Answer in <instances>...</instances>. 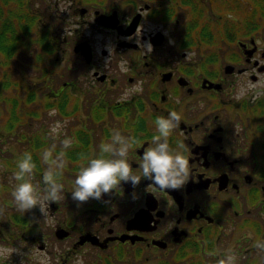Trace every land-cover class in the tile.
I'll return each mask as SVG.
<instances>
[{
	"label": "flooded vegetation",
	"instance_id": "flooded-vegetation-1",
	"mask_svg": "<svg viewBox=\"0 0 264 264\" xmlns=\"http://www.w3.org/2000/svg\"><path fill=\"white\" fill-rule=\"evenodd\" d=\"M4 5L30 11L31 43L28 51L12 54L6 68L11 79L0 82V244L22 245L25 264H37L27 256L32 247L46 249L52 264H73L78 255L84 264H177L179 252L190 257L212 241L222 252L250 253L247 262L264 264V254L253 248L256 240L264 241V98H233L238 75L257 68L264 73L252 60L258 50L264 55L256 43L264 42L263 35L242 39L244 33L225 32L222 40L217 30L235 48L222 66L210 53L215 35L202 29L209 18L218 19L201 0H0ZM201 14L205 20L195 21ZM65 28L74 35L65 37ZM137 39L151 44L150 55ZM121 59L129 72L119 71ZM137 82L143 93L119 102ZM53 108L57 115L49 117ZM173 110L182 120L170 143H186L192 168L182 189L164 193L142 180L135 188L122 183L102 200L79 206L72 200V181L87 162L81 154L98 152L115 129L139 139L129 152V163L138 169L156 116ZM56 120L68 121L64 132L74 142L60 181L65 199L49 205L53 226L39 208L18 213L10 193L16 161L25 151L37 165L33 183L43 188L41 156L53 142L48 132ZM64 138L55 141L57 151ZM21 259L13 254L0 264Z\"/></svg>",
	"mask_w": 264,
	"mask_h": 264
},
{
	"label": "clouds",
	"instance_id": "clouds-1",
	"mask_svg": "<svg viewBox=\"0 0 264 264\" xmlns=\"http://www.w3.org/2000/svg\"><path fill=\"white\" fill-rule=\"evenodd\" d=\"M64 32L65 37L74 35L66 28ZM137 43L145 55L152 53L153 48L150 43L140 45L139 39H137ZM256 43L258 49L264 48V42L258 40ZM111 50L112 48L109 47L106 69L111 63ZM190 55L191 53L188 52L187 58ZM252 60L254 63L264 66V55L259 50L252 57ZM118 67L121 73H127L130 70L128 61L124 59L119 61ZM253 75L256 76L255 82L251 78ZM142 93V82H137L126 88L118 101L125 102L133 95ZM233 98L237 101L250 98L252 103L264 98V73L257 68L251 72L238 75ZM48 115L55 117L57 110L53 108ZM181 120V114L175 110L170 111L166 116H156L154 135L151 142L147 144L148 146L144 148L142 157H139V167L135 170L129 163V152L140 143L139 139L136 136H125L118 130H112L110 139L101 141L98 145V152L89 156L81 154V161L86 160L87 162L80 164L72 181L70 192L72 200L78 206L87 203L90 199L102 200L104 195H111L120 189L122 183H131L135 188L142 180L151 181L147 188L151 187L164 193L166 190L182 189L189 181L192 172L190 159L187 155L189 147L181 140L176 141L175 146L170 143V137L174 130L181 126ZM67 123L66 120H56L49 127L48 135L53 142L43 150L41 156L42 163L46 166L41 180L43 188L33 183L34 170L37 165L31 152L25 151L16 161V170L13 173L16 184L10 193L12 203L18 213L24 215L39 208L44 217L43 221L53 226L55 225V218L49 213V205L51 203L58 204L65 199V186L60 181L67 167V151L74 142L73 138L67 137L64 132ZM61 135H64L65 138L60 140V150L57 151L55 141L59 140ZM4 211L5 209L0 207V215ZM22 248H24L22 245L13 247L0 244V260H10L13 254H16L22 257L21 264H25L23 259L25 253L21 251ZM253 248L256 249L258 255L264 254V241L256 240ZM29 255L36 258L37 264H52V259L46 249L41 251L38 247H32L27 256ZM216 255L218 256L216 264H238L239 257L232 248H228L222 253L217 251ZM73 264H84L83 257L76 256Z\"/></svg>",
	"mask_w": 264,
	"mask_h": 264
},
{
	"label": "rangeland",
	"instance_id": "rangeland-1",
	"mask_svg": "<svg viewBox=\"0 0 264 264\" xmlns=\"http://www.w3.org/2000/svg\"><path fill=\"white\" fill-rule=\"evenodd\" d=\"M247 0H201L202 4L207 8L210 9L214 16L218 19V22L216 23L212 17L206 26H204L203 33L208 32L211 37L214 35V40L211 43L210 53L212 55H216L218 58L221 59L220 65L224 66L226 62L228 61L227 57L231 53L232 50L235 48L232 45H228L226 42L224 43L222 40H226L225 32L232 33V34H238V36L242 33L246 34L244 38H248L250 35L254 34L256 31H259L261 33H264V29H260L258 27L259 24L264 23V18L262 20L256 19L257 15L255 13H252L251 16L253 18H248L250 16V11H248L249 7H245ZM195 6L198 8L201 7L198 2H196ZM256 9L260 10L257 6ZM264 8V5H263ZM257 14H261L258 12ZM235 16V18H234ZM236 20L235 22H232L230 19ZM205 20L204 16L201 14V16L197 15L195 17V21ZM252 20V21H251ZM248 24H251L252 27H249ZM255 27L254 29H252ZM217 30H219V36L222 38V40L217 36L218 33H215ZM262 35V34H260ZM25 46H21V51L26 50L24 48ZM1 58V57H0ZM12 56H3V64L0 66V70L3 69L2 72H0V82L5 83L7 79H11L12 74L8 73L6 71V68L9 67L8 60H10ZM11 94V91H7L6 95ZM11 107V106H9ZM5 110H8V108L4 105L3 107V115L6 116ZM253 233L249 232V235L252 236ZM237 256L239 257V260H243V255L240 254ZM156 264V263H155Z\"/></svg>",
	"mask_w": 264,
	"mask_h": 264
},
{
	"label": "trees",
	"instance_id": "trees-1",
	"mask_svg": "<svg viewBox=\"0 0 264 264\" xmlns=\"http://www.w3.org/2000/svg\"><path fill=\"white\" fill-rule=\"evenodd\" d=\"M264 0H247L245 7H249L248 11H250V16L248 18H253L251 16L252 13H255L257 15L256 19L262 20L264 18ZM258 7L261 10V14H257L260 12V10L256 9L255 7ZM252 21V20H251ZM249 27H252L251 24H248ZM258 27L260 29H264V23L259 24ZM253 27L252 29H254ZM28 28L25 25H20L17 28L14 27H6L3 29L2 36L4 38L3 40V51L4 52H13L15 50V42L20 37L21 34H27ZM217 248H210L208 252L205 255H196L195 257H186L182 252L178 254L179 262L177 264H216V260L218 256ZM211 253V254H210ZM251 254H243L242 257H244L243 260H239L238 264H252L251 262H247V259H251ZM162 264H173L170 262L162 263Z\"/></svg>",
	"mask_w": 264,
	"mask_h": 264
}]
</instances>
